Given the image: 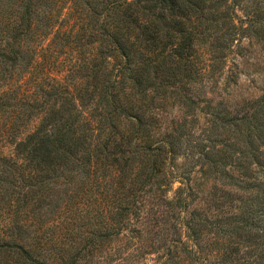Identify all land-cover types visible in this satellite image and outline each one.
<instances>
[{
    "label": "trees",
    "instance_id": "16d2710c",
    "mask_svg": "<svg viewBox=\"0 0 264 264\" xmlns=\"http://www.w3.org/2000/svg\"><path fill=\"white\" fill-rule=\"evenodd\" d=\"M243 40L264 0H0V264H99L148 195L159 264H264V96L199 92Z\"/></svg>",
    "mask_w": 264,
    "mask_h": 264
},
{
    "label": "rangeland",
    "instance_id": "374dc122",
    "mask_svg": "<svg viewBox=\"0 0 264 264\" xmlns=\"http://www.w3.org/2000/svg\"><path fill=\"white\" fill-rule=\"evenodd\" d=\"M243 44L247 46L243 56L236 53L230 55L225 67L220 72V76L216 78V82L210 84L209 87H199V92L203 97L213 99L214 105L223 103L229 105L232 109H242L248 102L264 96V50L254 40H243ZM231 73L236 74L237 83L228 81V76ZM166 114H168L167 120L180 118L179 110L173 105L166 107ZM189 120H191V127H188L187 131L191 130V134L194 136L202 134L209 125L206 121V114L201 110L199 111V109L194 111ZM183 162L184 157L182 156L176 160L179 165ZM144 168L146 169V167ZM175 186H178V183ZM142 200L145 204L144 208L136 216L137 218L132 219L125 234L113 239L111 244L113 250H110V254L99 264H154L157 259H159L157 264L160 263L162 250L157 247V244L149 246L147 239L149 237L148 231L153 228V225L147 221L150 218L145 212L148 207L146 204L153 201V199L148 195L144 196ZM210 236L213 237L212 234ZM140 239H142V244L144 245L141 248L137 247ZM205 242L210 253L215 251L217 253L220 251L218 249L223 246L222 239H220V244L217 248L214 247V244L212 245V239L208 236H206ZM91 264H95V262L92 260Z\"/></svg>",
    "mask_w": 264,
    "mask_h": 264
}]
</instances>
